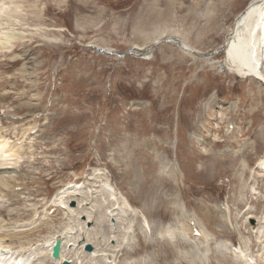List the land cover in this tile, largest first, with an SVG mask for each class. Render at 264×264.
Wrapping results in <instances>:
<instances>
[{"label":"rangeland","instance_id":"374dc122","mask_svg":"<svg viewBox=\"0 0 264 264\" xmlns=\"http://www.w3.org/2000/svg\"><path fill=\"white\" fill-rule=\"evenodd\" d=\"M251 1L0 0V34L18 38L0 51V145L20 154L24 185L0 196V244L26 264H53L45 242L63 233L77 255L91 237L107 264H237L228 245L264 264V85L230 74L221 49ZM100 182L134 215L109 206ZM68 187L69 216L52 203ZM179 218L206 238L191 241Z\"/></svg>","mask_w":264,"mask_h":264},{"label":"bare ground","instance_id":"6f19581e","mask_svg":"<svg viewBox=\"0 0 264 264\" xmlns=\"http://www.w3.org/2000/svg\"><path fill=\"white\" fill-rule=\"evenodd\" d=\"M173 2V1H172ZM171 2V3H172ZM11 12V11H10ZM7 13L8 14V9L5 10L4 9H0V17H3V15ZM1 20V18H0ZM13 32V31H12ZM12 32L8 31V32H4L2 33V35L0 34V51H9L11 49V46L14 45V42L17 41L18 38H16V34H13ZM183 46H181L180 48H182V50L186 53H194V54H197V55H200L196 52H194L188 45H186L185 43L182 44ZM224 56H225V61H224V65L226 66L228 72L230 74H233V75H236L237 77L241 78V79H253V80H257L261 85H264V0H252L249 5L245 8V10L238 16V18L236 19L234 25L232 28L229 29L228 31V37L225 41V44H224ZM137 50V49H136ZM142 50V49H141ZM140 49H138L137 51L140 52L141 51ZM35 69V68H34ZM30 73V72H29ZM31 75V74H30ZM31 78V77H30ZM224 108V107H223ZM222 109V105L219 104L215 107L214 111V116L209 119L210 122H208L206 124V126L208 127V131H206V137H208V141L209 140H214L216 136V133H213V132H217L215 129V123L216 125L219 124V122L223 121L225 119V116L226 115H222V112H218ZM229 112V111H228ZM221 120V121H220ZM233 124L229 123L227 124L226 126V129L229 128V126H231ZM2 133V132H1ZM9 133V132H8ZM227 134L228 135H231L233 137H238L239 139L240 138H244V133L242 130H240V128H233V131L232 132H228L227 131ZM5 135V134H4ZM6 136V135H5ZM237 138V139H238ZM241 140V139H240ZM202 141V140H201ZM206 141V139H205ZM1 142V141H0ZM2 144V143H1ZM4 144V142H3ZM12 145V144H11ZM13 146V145H12ZM11 146V147H12ZM10 147V148H11ZM2 148H4V145L1 146L0 145V152L2 153L1 156H0V196L2 197H6L7 198V194L9 193V195H12L14 192H16V188L17 187H20V186H24L22 184H20V166H16L18 165L20 162H18L20 159H19V153H16L14 150H11L9 149L8 152H5L2 150ZM253 148V147H252ZM13 149V148H12ZM20 149V148H19ZM26 149V148H25ZM24 149V150H25ZM8 150V149H7ZM22 150V148H21ZM22 150V152L24 151ZM234 150V149H233ZM248 149H244V150H241V152H247ZM204 152L206 153L207 151L204 150ZM240 152V151H239ZM238 153V152H237ZM8 154H12L11 156H8ZM241 154V153H240ZM248 154V152H247ZM5 155V156H4ZM244 155V154H243ZM4 156V157H3ZM226 157V156H225ZM224 157V158H225ZM236 157V156H235ZM235 157L234 158V161H235ZM220 158V157H219ZM23 160V159H21ZM232 161V160H231ZM232 163V162H231ZM258 169H260L261 172H263L264 174V154L262 155L261 159L259 160V163H258ZM243 168V167H242ZM244 170V169H243ZM248 170V169H246ZM93 174V173H92ZM98 174V173H97ZM95 175V173H94ZM242 175V174H241ZM259 175V174H258ZM261 175V174H260ZM259 175V176H260ZM90 176V175H89ZM96 176V175H95ZM94 176V180L97 179L99 181V178H101L100 176H97V178H95ZM88 179V178H87ZM91 178H89L90 180ZM93 179V178H92ZM96 180V181H97ZM97 181V182H98ZM101 181V180H100ZM91 183V181H89ZM89 184V183H88ZM99 185H101L100 189L101 190H98V188L96 189V192L99 193V194H102V196H107L108 197V200H107V197L105 196V199L104 200H107V202L109 203V206L112 204V203H119L121 204L122 206V209L121 211H119L120 215H123L124 218L126 217L127 218V214H130V215H134V210L132 209L133 207H131L129 204V200L127 201L126 198H124L123 196H119L117 194V191H115L110 185H108L107 183H98ZM73 185V184H72ZM78 186V185H77ZM96 186V185H95ZM75 187V186H74ZM91 187V186H90ZM93 183H92V188H93ZM80 188V187H79ZM89 188V187H88ZM18 189V188H17ZM91 189V188H90ZM70 188L68 187L67 190H61L55 197L54 201L52 202L54 205H57V206H61V209H64V211L66 212L67 216L71 215V212L72 209L70 210L69 208V205H67V203L65 204L64 202L67 200L65 198V195L67 196V194L69 195H73L70 193ZM92 190V189H91ZM98 190V191H97ZM74 191V190H73ZM78 190L74 191L73 193H77ZM95 192V190H93ZM71 192H72V189H71ZM92 192V191H91ZM79 194H81L80 192H78ZM83 193V192H82ZM93 193V192H92ZM6 194V195H5ZM87 194V193H86ZM96 194V193H95ZM94 194V195H95ZM98 194V195H99ZM4 195V196H3ZM85 195V194H84ZM92 195V194H91ZM93 195V196H94ZM98 195H96L95 197H97ZM17 196V194H16ZM15 196V197H16ZM87 196V195H85ZM85 196L83 197L85 199ZM100 196V195H99ZM100 197L103 198V197ZM70 198V196H68ZM75 196L73 195V198ZM99 198V197H98ZM92 199V198H91ZM126 199V200H125ZM72 200V198L70 199ZM86 200V199H85ZM95 200V198H94ZM70 202V201H69ZM80 202V201H79ZM102 202V200H101ZM106 202V201H105ZM106 202V204H107ZM85 203V201H84ZM87 203H88V199H87ZM85 203V205L87 204ZM100 203V202H99ZM157 203V202H156ZM83 204V203H82ZM79 205V204H78ZM81 205V203H80ZM84 205V206H85ZM118 205V204H117ZM53 206V205H52ZM97 206V204L95 205ZM119 206V205H118ZM56 207V206H54ZM81 207V206H80ZM79 207V208H80ZM102 207V206H101ZM100 207V208H101ZM111 207H114L111 206ZM117 207V206H115ZM114 207V209H115ZM120 207V206H119ZM120 207V208H121ZM92 208V207H91ZM103 208H108V207H104V203H103ZM102 208V210H104ZM119 208V209H120ZM110 209V208H109ZM113 209V210H114ZM76 210V209H75ZM86 209L84 208L83 210V213H85ZM108 210V209H106ZM112 210V208H111ZM116 210V209H115ZM114 210V211H115ZM36 211V210H35ZM40 211V210H39ZM77 211V210H76ZM82 211V210H80ZM80 211H77V212H80ZM88 211V210H87ZM225 211V210H223ZM64 212V213H65ZM107 212V211H106ZM151 212V208H150V211L149 213L147 214V216H151L152 214L150 213ZM229 212V211H227ZM227 212H222V209H221V214H220V217H222L224 219L223 222H226L228 220V217L226 215H223V213H227ZM14 213V212H13ZM36 213V212H35ZM82 213V214H83ZM102 213V212H101ZM78 214V213H77ZM93 214V213H92ZM105 214V213H104ZM115 214L116 212L114 213H110L109 216L111 215H114L115 217ZM76 215V213H75ZM84 215V214H83ZM87 215H88V212H87ZM86 215V216H87ZM91 216V213L89 214ZM88 215V216H89ZM219 215V214H218ZM66 216V217H67ZM78 216V215H77ZM81 216V215H80ZM85 216V215H84ZM94 216V214H93ZM105 216V215H104ZM116 216H119V215H116ZM37 217V216H36ZM76 217V216H75ZM82 217V216H81ZM106 217L108 218L107 214H106ZM120 217V216H119ZM230 217V215H229ZM88 219V221L90 220V218L86 217ZM85 218V219H86ZM104 217H102L103 219ZM122 218V217H121ZM149 218V217H148ZM35 219V218H34ZM72 219V218H71ZM86 219V220H87ZM118 219V218H117ZM123 219V218H122ZM182 218H179L180 222H181V227L185 228L186 230L184 231V235L188 236L190 238L191 241H195V240H200L201 241V238H206V233L207 231L203 230L204 228H202V226L200 227V229H202V231H199L197 228V226L199 224L196 225V223L191 224V221H193V219H189L190 221L189 222H186V220H181ZM73 220V219H72ZM92 220V218H91ZM91 220L89 221L91 223ZM119 220H121L119 218ZM118 220V221H119ZM124 220V219H123ZM122 220V221H123ZM106 221V219H105ZM108 221V220H107ZM115 221V220H114ZM122 221H119V222H122ZM30 222V221H29ZM80 222V220H79ZM84 222V221H82ZM101 222V221H100ZM111 222V221H110ZM126 221H124L125 223ZM34 223V221H33ZM71 223V222H70ZM81 223V222H80ZM79 223V224H80ZM114 223V222H113ZM17 224V223H16ZM30 224V223H29ZM50 224V223H49ZM53 224V223H52ZM119 224V223H118ZM190 224L192 225V230H191V227H190ZM39 225V224H38ZM41 225V224H40ZM121 227V225H118ZM134 226V225H133ZM132 226V227H133ZM30 227V225H29ZM41 227V226H40ZM39 227V228H40ZM58 227V226H57ZM87 227V225H86ZM89 227V226H88ZM113 227V226H112ZM136 227V226H134ZM228 227V226H227ZM229 227H230V224H229ZM32 228V227H31ZM123 228V227H122ZM131 228V226H129V229ZM35 229V228H34ZM38 229V228H36ZM35 229V230H36ZM126 229V228H125ZM15 230V229H13ZM89 230V228H88ZM98 230V229H97ZM128 230V228H127ZM132 230V229H131ZM16 231V230H15ZM86 231V230H85ZM84 231V232H85ZM192 231V233H191ZM198 232L199 233V236L197 239L194 235V233ZM18 232V235L20 234L19 231ZM22 232V231H21ZM87 232V231H86ZM101 232V230H100ZM119 232V231H118ZM144 232V231H143ZM226 232V231H225ZM261 232V231H260ZM263 232V231H262ZM14 233V232H13ZM12 233V234H13ZM26 233V232H24ZM66 233V232H65ZM74 233V232H73ZM88 233V232H87ZM122 233V231L120 232ZM151 233V232H150ZM180 233H183L182 231H180ZM227 233V232H226ZM11 234V235H12ZM16 234V232L14 233ZM81 234V233H80ZM90 234H92L90 232ZM129 234V233H128ZM260 234V233H259ZM262 234V233H261ZM18 235H12V239H8L10 242L13 241V239H17L16 237ZM7 236V235H5ZM49 236V235H47ZM73 236V235H72ZM71 234H55L53 236H49L45 242V244L47 245V247H45V250L44 253L46 254V258L47 259H50L53 264H63L65 262L69 263V264H94L95 261L97 260H105V256L103 253H106V252H100V256H99V251H95L93 253L91 252H87L85 250V246H88L90 244H93L92 243V240L89 238V236L86 238V239H83L82 241V247L80 248L81 250L83 249V251H81V254L80 255H77V253H74L75 249L73 250L72 247L75 248L76 244H77V239L74 237H72ZM74 236H76L74 234ZM81 236V235H80ZM83 236V235H82ZM123 236V235H122ZM77 237V236H76ZM264 238V233H263V236ZM8 238V237H7ZM81 238V237H80ZM79 238V240H80ZM120 238V237H119ZM133 238V237H132ZM158 238V237H157ZM4 239V238H3ZM3 239L1 241H3ZM58 240H61L62 241V248H61V257L59 260H54L52 257H51V253H52V250H53V247L55 245V243L58 241ZM82 240V239H81ZM80 240V241H81ZM6 241V240H5ZM79 241V242H80ZM129 241V240H128ZM6 243V242H5ZM0 244V264H26L24 262V260L27 258L26 256H22V253H15V251L7 244ZM17 243V242H16ZM44 243V242H43ZM132 243V242H131ZM260 245H263L264 241L263 239L260 241ZM44 245V244H43ZM93 246V245H92ZM40 246H37L35 248H39ZM97 247V246H96ZM94 247V248H96ZM117 247V246H116ZM228 250H229V253L228 255L231 256V260H236L238 261L237 264H250L247 262V258L250 257L252 260H253V264H257V262L248 254L247 256L245 254H243L240 250V247L238 248V253H235L233 252L231 249L232 247H234V245H228ZM263 247V246H262ZM42 248V247H41ZM72 248V249H71ZM111 248H115V247H111ZM118 248V247H117ZM23 249V248H22ZM33 249V248H32ZM40 249V248H39ZM98 249V248H96ZM95 250V249H94ZM112 249H110L111 251ZM264 250V248H263ZM24 251V250H22ZM31 251V250H30ZM30 251L28 252L30 254ZM42 251V250H41ZM79 251V250H78ZM113 251V250H112ZM27 252V251H26ZM34 253H37V251H33ZM264 252V251H263ZM32 253V252H31ZM98 253V254H96ZM113 253V252H112ZM159 253V252H158ZM25 254V253H24ZM38 254H39V251H38ZM33 255V254H31ZM31 255H28L31 257ZM44 255V254H43ZM40 256V255H39ZM42 257V256H41ZM159 257V255H158ZM156 258V259H159V258ZM25 258V259H24ZM29 258V257H28ZM27 258V259H28ZM206 258V257H205ZM107 261L110 260L108 258H106ZM164 259H167L166 256H164L162 254V256L160 257L159 260L163 261ZM207 259V258H206ZM49 260V261H50ZM29 261V260H28ZM87 261V263L85 262ZM106 261V260H105ZM104 261V262H105ZM107 261L105 262V264H107ZM28 264V263H27ZM162 264V262H161ZM236 264V263H235Z\"/></svg>","mask_w":264,"mask_h":264},{"label":"water","instance_id":"95a60500","mask_svg":"<svg viewBox=\"0 0 264 264\" xmlns=\"http://www.w3.org/2000/svg\"><path fill=\"white\" fill-rule=\"evenodd\" d=\"M221 49H223V48H221ZM61 248H62V241L61 240H58L55 243V245L53 247V250H52V254H51V256H52V258L54 260H59L60 259V257H61ZM92 250H93V247L91 245H88L86 247V251L87 252H92ZM63 264H69V263L65 262Z\"/></svg>","mask_w":264,"mask_h":264}]
</instances>
